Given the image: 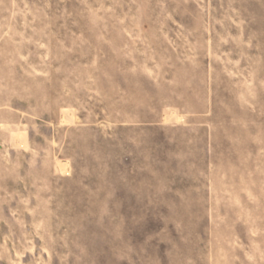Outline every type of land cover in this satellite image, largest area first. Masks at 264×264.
Wrapping results in <instances>:
<instances>
[{
	"label": "rangeland",
	"instance_id": "rangeland-1",
	"mask_svg": "<svg viewBox=\"0 0 264 264\" xmlns=\"http://www.w3.org/2000/svg\"><path fill=\"white\" fill-rule=\"evenodd\" d=\"M0 264H264V0H0Z\"/></svg>",
	"mask_w": 264,
	"mask_h": 264
},
{
	"label": "bare ground",
	"instance_id": "bare-ground-1",
	"mask_svg": "<svg viewBox=\"0 0 264 264\" xmlns=\"http://www.w3.org/2000/svg\"><path fill=\"white\" fill-rule=\"evenodd\" d=\"M65 169V168H64Z\"/></svg>",
	"mask_w": 264,
	"mask_h": 264
}]
</instances>
